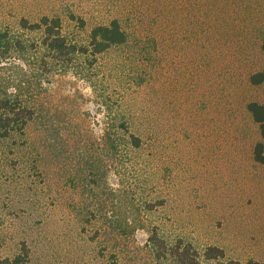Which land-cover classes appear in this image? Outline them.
<instances>
[{"label": "rangeland", "instance_id": "374dc122", "mask_svg": "<svg viewBox=\"0 0 264 264\" xmlns=\"http://www.w3.org/2000/svg\"><path fill=\"white\" fill-rule=\"evenodd\" d=\"M169 1L187 16L177 32L167 25ZM247 1L246 20H222L235 30L232 40L238 28L252 40L264 29V0ZM196 7L195 0H0V122L9 115L17 128L0 138V259L264 263V164L251 154L259 132L242 107L264 104V81L243 80L264 53L237 63L234 50L251 53L252 43L225 42V96L208 69L196 81L198 43L212 31L197 30ZM43 16L58 18L77 47L115 18L128 41L96 57L58 60L31 27ZM4 101L18 115L4 112ZM24 107L32 116L20 130ZM131 133L141 137L138 148ZM209 246L222 255L208 258Z\"/></svg>", "mask_w": 264, "mask_h": 264}, {"label": "trees", "instance_id": "16d2710c", "mask_svg": "<svg viewBox=\"0 0 264 264\" xmlns=\"http://www.w3.org/2000/svg\"><path fill=\"white\" fill-rule=\"evenodd\" d=\"M198 8H197V7ZM250 3L247 0H195V7L198 14L195 16V25L197 30L202 34H210L205 38L204 41H199L197 50V62H195V80L205 78V71L208 69L209 74H212V79L219 90L218 82H221L223 96H225V62H226V47H222L225 42H233L235 45L239 44V41L248 40L253 45V50L248 52L243 46H239L234 50V59L237 63L242 62L246 59V56H254L258 53H264V29L260 28L255 33L252 29L248 30L249 34L254 33V40L251 35L247 36V32L243 28H238L239 38L232 40V33L235 30H226L222 25V20L232 19L237 20L239 24L243 22L245 10L250 8ZM167 7V19L168 26L173 27L174 31H178L183 24L187 22V16L184 15V19H181L179 15L180 5L176 4V1H169L166 4ZM228 17V18H227ZM22 24H26L24 21ZM32 28L42 30L44 35L43 45L52 51L56 59H67L72 53L80 52L83 54H90L94 57L103 53L104 51L115 47L117 45L124 44L128 41V33L125 31L118 19L111 20L106 25L95 26L89 35V41L87 45L77 47L76 45L69 44L62 36L59 30V19L43 16L37 23L31 25ZM221 29H224L225 34L220 35ZM244 31V32H243ZM230 32V33H229ZM182 33V32H181ZM183 35V33H182ZM184 36V35H183ZM238 42V44H236ZM224 59L225 61L219 64L214 62L215 59ZM222 61V60H221ZM244 65V63L242 64ZM258 68L253 70H247L244 73L243 80L249 85H258L264 81V64L257 65ZM228 79V77H227ZM246 79V81H245ZM220 80V81H219ZM226 82V83H225ZM207 81L204 80L203 85H206ZM6 107L9 110H6ZM242 107L249 113L252 122L257 126L259 132L258 139H255L253 147L251 148V154L255 162L264 164V104L257 101H248L242 104ZM22 111L23 119L18 129H23L28 120L31 119L32 110L24 107ZM4 112L7 114L14 113V109L4 101ZM18 115V113L16 112ZM2 122H0V138L6 137L11 131H15L17 128L14 127L13 119L9 115H4ZM127 130V127H124ZM129 144L135 148H138L141 144V137L135 133L129 135ZM205 255L208 258H216L222 255V250L216 246H209L205 249ZM0 264H22L19 256L10 260L8 258L0 259ZM246 264H264L262 262L248 260Z\"/></svg>", "mask_w": 264, "mask_h": 264}]
</instances>
